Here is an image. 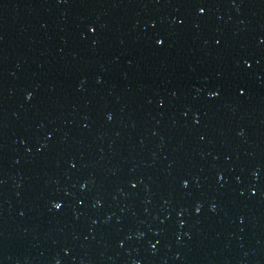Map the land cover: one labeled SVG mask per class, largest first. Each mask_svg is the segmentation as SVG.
I'll return each instance as SVG.
<instances>
[{"label":"water","instance_id":"obj_1","mask_svg":"<svg viewBox=\"0 0 264 264\" xmlns=\"http://www.w3.org/2000/svg\"><path fill=\"white\" fill-rule=\"evenodd\" d=\"M0 264H264V0H0Z\"/></svg>","mask_w":264,"mask_h":264},{"label":"snow or ice","instance_id":"obj_2","mask_svg":"<svg viewBox=\"0 0 264 264\" xmlns=\"http://www.w3.org/2000/svg\"><path fill=\"white\" fill-rule=\"evenodd\" d=\"M201 12H203V9H201ZM91 30H94V29H90V31H91ZM156 43H157L158 45H161V44L163 43V41L160 40V39H158V40L156 41ZM241 94H243V93L241 92ZM183 186H184V187H187V184L185 183ZM132 187L134 188L135 185H132ZM252 194L255 195V192H253ZM53 207H54L55 209L59 210V209L62 207V205H61V203L57 202V203H55V204L53 205Z\"/></svg>","mask_w":264,"mask_h":264}]
</instances>
